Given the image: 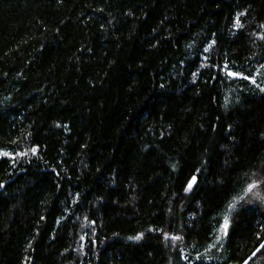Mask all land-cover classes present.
<instances>
[{"label": "trees", "instance_id": "trees-1", "mask_svg": "<svg viewBox=\"0 0 264 264\" xmlns=\"http://www.w3.org/2000/svg\"><path fill=\"white\" fill-rule=\"evenodd\" d=\"M261 25L264 0H0V264H264V93L215 67L264 87Z\"/></svg>", "mask_w": 264, "mask_h": 264}, {"label": "snow or ice", "instance_id": "snow-or-ice-1", "mask_svg": "<svg viewBox=\"0 0 264 264\" xmlns=\"http://www.w3.org/2000/svg\"><path fill=\"white\" fill-rule=\"evenodd\" d=\"M240 15H243V13H241ZM235 26H236L237 29H239L240 27H242V25L240 24V21H239L238 18L235 21ZM260 27L261 28H264V25H261ZM257 39L264 40V35L257 36ZM215 45H216V41L215 40L211 41L204 48V53L209 54L210 53V50ZM203 60L207 62L209 60V55H205L203 57ZM209 66H212V65H209L207 63H202L201 64V67L202 68L203 67H209ZM215 67H217L218 72L219 71L225 72L226 75H227V77H229V78L249 80L250 83H252L253 85H256L257 87H259V90H260L261 93H264V87H260L259 85H257V82H256V80H255L254 77H249V76L243 75V74L238 73V72H233V71H231V70L228 69V65L227 64H225L222 68L219 65H215ZM262 67H264V66H262ZM193 76H196V73H193ZM161 87H163V85ZM57 127H59V125H57ZM31 152H32L33 155H35L36 152H37V148L36 147L31 148ZM18 155H24V153H19ZM0 156L10 157V153H8V152H0ZM13 166H15V165H13ZM195 180H196V177H193L192 180L188 183L187 187L185 188V192H188V191H190L192 189L193 183L195 182ZM258 186H259L258 183L255 182V181L253 183L248 184L247 187L244 189L245 195H247L248 193H251L252 190L255 189V188H257ZM3 187H4V185L3 184H0V188H3ZM255 198L261 200V202H264V196H260L259 193H256L255 194ZM243 199H244L243 196L242 197H239V200H243ZM239 200L236 201V204L239 203ZM236 204H230L229 205V209L230 210H233L236 207ZM228 226H229L228 217L225 216L224 217V223L221 225V227L219 229L220 235H218L216 237L217 242H219L224 236L227 235ZM148 231H156V230H154V229H148ZM143 235H144L143 233H138L134 237H129V239L130 240H137L138 241V240L142 239ZM83 239H84V237H81V240H83ZM164 239L166 241L167 240H170V241H179V240L182 239V237L175 236V235L169 236L167 233H165L164 234ZM261 248H264V243H262L260 245V247L257 248L256 252H253L252 256L255 257L257 255V253L260 252V249ZM182 258L187 259V257H182ZM249 259H251V257ZM245 264H248V262L245 261Z\"/></svg>", "mask_w": 264, "mask_h": 264}, {"label": "rangeland", "instance_id": "rangeland-1", "mask_svg": "<svg viewBox=\"0 0 264 264\" xmlns=\"http://www.w3.org/2000/svg\"><path fill=\"white\" fill-rule=\"evenodd\" d=\"M220 233V232H219Z\"/></svg>", "mask_w": 264, "mask_h": 264}]
</instances>
